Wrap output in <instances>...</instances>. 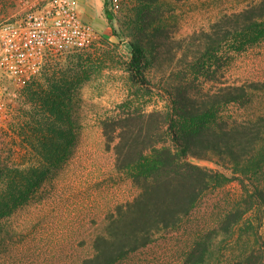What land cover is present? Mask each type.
I'll list each match as a JSON object with an SVG mask.
<instances>
[{
  "label": "rangeland",
  "instance_id": "1",
  "mask_svg": "<svg viewBox=\"0 0 264 264\" xmlns=\"http://www.w3.org/2000/svg\"><path fill=\"white\" fill-rule=\"evenodd\" d=\"M258 1L110 0L114 14L110 21L104 0H90L98 37L83 49L50 56L28 69L0 115L2 160L22 169L35 166L28 200L0 217V264H82L93 255L94 239L105 230L108 214L139 194L132 170L115 168V154L107 148L103 132L105 119L131 112H172L168 89L179 82H188L193 90L264 83V28L228 39L207 55L189 57L193 67L180 60L183 53L177 47L178 40ZM28 6L29 0H0V23ZM153 31H157L154 38ZM138 32L159 43L147 72L150 83L144 87L134 83L127 70L128 41ZM55 85L64 88L66 102L64 116L56 120L49 118L40 96ZM263 114L264 89L252 91L242 101L222 104L211 122L241 123ZM30 120L57 124L59 136L52 140L59 144V152L49 157L55 163H45L37 140L30 139L33 146L26 141L23 128ZM173 145L169 135L158 147ZM187 160L231 180L204 194L178 228L115 264H183L201 239L210 242L205 264H264V207L256 196L257 189H264V164L245 176L231 165ZM239 211L242 217L226 230L228 215Z\"/></svg>",
  "mask_w": 264,
  "mask_h": 264
},
{
  "label": "trees",
  "instance_id": "2",
  "mask_svg": "<svg viewBox=\"0 0 264 264\" xmlns=\"http://www.w3.org/2000/svg\"><path fill=\"white\" fill-rule=\"evenodd\" d=\"M104 4L108 20L113 21L110 0H104ZM255 28H264V0L224 15L209 29L178 40L177 47L183 53L180 60L193 67L195 63L189 57L195 58L199 53L207 55L228 39ZM156 32H151L152 38ZM165 44L162 42V46ZM158 46L144 32L131 35L127 70L134 83L149 85L147 72L154 53L159 52ZM188 86V82H179L168 89L173 101L172 112H131L103 121L107 148L115 154V168L132 170L133 183L140 192L108 214L105 230L94 239L93 255L82 264H115L149 245L157 236L178 228L204 194L231 180L222 172L188 161V157L215 161L223 167L231 165L236 173L245 176L263 166L264 114L256 120L234 124L213 125L211 120L219 106L244 100L252 91L264 89V83H229L199 90ZM40 94L49 118H62L66 107L64 88L55 85L51 91L42 90ZM31 99L35 101L33 96ZM34 116L33 113L31 117L34 119ZM56 125L30 120L23 128L28 144L33 146L30 139L37 140L47 164L55 163L56 159L49 157L59 152V144L52 140L53 136H59ZM169 135L173 137V147H158ZM34 167L22 169L14 162L9 166L0 156V217L28 200L35 180ZM46 170L40 171L39 181ZM256 196L264 207V189H257ZM242 215L243 211L229 214L225 229L229 231ZM209 250L208 239L197 240L183 264H205ZM250 263L254 264L250 261L245 264Z\"/></svg>",
  "mask_w": 264,
  "mask_h": 264
},
{
  "label": "built area",
  "instance_id": "3",
  "mask_svg": "<svg viewBox=\"0 0 264 264\" xmlns=\"http://www.w3.org/2000/svg\"><path fill=\"white\" fill-rule=\"evenodd\" d=\"M30 6L0 23V115L28 69L53 55L87 47L98 37L81 16L78 0H29Z\"/></svg>",
  "mask_w": 264,
  "mask_h": 264
},
{
  "label": "crops",
  "instance_id": "4",
  "mask_svg": "<svg viewBox=\"0 0 264 264\" xmlns=\"http://www.w3.org/2000/svg\"><path fill=\"white\" fill-rule=\"evenodd\" d=\"M78 2H79L80 13L83 19L92 22V24L95 26L94 24L95 11L91 6L90 0H78Z\"/></svg>",
  "mask_w": 264,
  "mask_h": 264
}]
</instances>
